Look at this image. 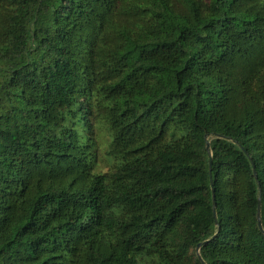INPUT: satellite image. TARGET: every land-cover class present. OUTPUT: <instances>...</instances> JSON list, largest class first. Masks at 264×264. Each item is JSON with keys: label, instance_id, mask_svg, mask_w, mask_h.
<instances>
[{"label": "trees", "instance_id": "trees-1", "mask_svg": "<svg viewBox=\"0 0 264 264\" xmlns=\"http://www.w3.org/2000/svg\"><path fill=\"white\" fill-rule=\"evenodd\" d=\"M0 264H264V0H0Z\"/></svg>", "mask_w": 264, "mask_h": 264}, {"label": "water", "instance_id": "water-1", "mask_svg": "<svg viewBox=\"0 0 264 264\" xmlns=\"http://www.w3.org/2000/svg\"><path fill=\"white\" fill-rule=\"evenodd\" d=\"M253 170H254V175L257 177V171H256V168H255V165H253ZM209 174H210L211 182L213 184V175H212L211 169H210ZM212 202H213V208H214V215L216 217L215 208H216L217 202H216L215 188H214L213 185H212ZM260 211H261V199L259 198V200H258V219H259V224H261V214H260ZM201 246H202V243H199L198 246H197V252H198V254L200 252Z\"/></svg>", "mask_w": 264, "mask_h": 264}, {"label": "rangeland", "instance_id": "rangeland-1", "mask_svg": "<svg viewBox=\"0 0 264 264\" xmlns=\"http://www.w3.org/2000/svg\"><path fill=\"white\" fill-rule=\"evenodd\" d=\"M106 130L105 129H100V134H102V136H106ZM102 158H100V161H99V164L97 166V169L100 170V169H105L106 168V159L101 156Z\"/></svg>", "mask_w": 264, "mask_h": 264}]
</instances>
